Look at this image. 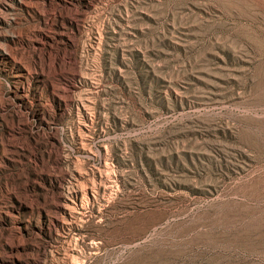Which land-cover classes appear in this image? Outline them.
<instances>
[{
  "label": "rangeland",
  "instance_id": "374dc122",
  "mask_svg": "<svg viewBox=\"0 0 264 264\" xmlns=\"http://www.w3.org/2000/svg\"><path fill=\"white\" fill-rule=\"evenodd\" d=\"M0 264H264V0H0Z\"/></svg>",
  "mask_w": 264,
  "mask_h": 264
},
{
  "label": "bare ground",
  "instance_id": "6f19581e",
  "mask_svg": "<svg viewBox=\"0 0 264 264\" xmlns=\"http://www.w3.org/2000/svg\"><path fill=\"white\" fill-rule=\"evenodd\" d=\"M67 206V205H66ZM70 208V207H69Z\"/></svg>",
  "mask_w": 264,
  "mask_h": 264
}]
</instances>
